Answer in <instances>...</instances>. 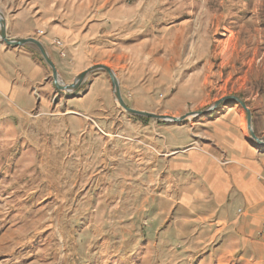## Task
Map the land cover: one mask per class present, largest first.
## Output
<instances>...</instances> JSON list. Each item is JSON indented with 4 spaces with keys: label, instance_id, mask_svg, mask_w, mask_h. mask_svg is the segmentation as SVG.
<instances>
[{
    "label": "rangeland",
    "instance_id": "374dc122",
    "mask_svg": "<svg viewBox=\"0 0 264 264\" xmlns=\"http://www.w3.org/2000/svg\"><path fill=\"white\" fill-rule=\"evenodd\" d=\"M0 14L10 39L56 50L63 84L103 65L131 109L207 110L178 123L131 116L105 72L60 92L35 46L0 40L41 64L53 93L45 111L0 96V264H264V221L251 228L231 198L217 205L176 160L217 156L220 127L264 158L239 104L208 111L239 97L264 138V0H0ZM100 77L78 128L66 104Z\"/></svg>",
    "mask_w": 264,
    "mask_h": 264
},
{
    "label": "crops",
    "instance_id": "0c3cea01",
    "mask_svg": "<svg viewBox=\"0 0 264 264\" xmlns=\"http://www.w3.org/2000/svg\"><path fill=\"white\" fill-rule=\"evenodd\" d=\"M48 55L56 67L62 66L63 60L55 49L48 50ZM44 80L42 65L31 55L0 47V96L14 101L19 108L26 110L33 109L38 103L39 109L45 111L50 108L48 99L53 93ZM97 82L104 83V79H95L83 98L73 99L69 102L71 104H66L74 112L75 116L72 118L78 128V117L87 112V103L93 95L92 87ZM70 112L66 111L63 116ZM218 124L219 122L216 123ZM215 129L213 134L219 142V157L207 151L199 153L190 149L177 156L179 169L201 178L217 205L226 203L231 198L233 206L242 207L248 214L242 219L247 220L251 228L258 227L264 221V158L258 160L255 150L247 147L243 137L234 133V130L221 127Z\"/></svg>",
    "mask_w": 264,
    "mask_h": 264
},
{
    "label": "water",
    "instance_id": "95a60500",
    "mask_svg": "<svg viewBox=\"0 0 264 264\" xmlns=\"http://www.w3.org/2000/svg\"><path fill=\"white\" fill-rule=\"evenodd\" d=\"M0 40H2L7 46L12 47V48L23 47L26 45L35 46L37 48L38 52L40 53L41 57L43 58L44 62L47 64V66L51 70L52 82H53L54 87L56 88V90H58L60 92L73 93L79 88V86L83 83V81L87 78V76L89 74L95 73V72H105L106 74H108V76L110 78L111 87H112V94L114 96V99L116 100L118 105L127 114H129L131 116H137V117H142V118H151V119L163 121V122H177L178 123V122L184 121L186 118H188L190 116L203 115L207 112V110H206V111L197 112V113H189V114H187L181 118H173V117H169V116L156 115V114H152V113H148V112L137 111V110L131 109L125 104V102L123 101V99L121 97L120 89H119V83H118V80H117L115 74L113 73V71L111 69H109L108 67L103 66V65L92 66V67L88 68L87 70H85L84 72L80 73L78 76H76L73 83L63 84L59 81L57 70H56L53 62L51 61L49 55L47 54L44 46L38 40H35L32 38L10 39L6 34L5 20L1 14H0ZM225 101H233V102H236L237 104H239L241 106V108L245 111L246 116H247L246 124H247V130H248L249 136L258 145H264V138L256 137L254 132H253L252 125H251V112L247 108L243 99H241L239 97H235V96L224 98V99L214 103L213 106L208 109V111L217 107L220 103L225 102Z\"/></svg>",
    "mask_w": 264,
    "mask_h": 264
},
{
    "label": "built area",
    "instance_id": "2783aa9c",
    "mask_svg": "<svg viewBox=\"0 0 264 264\" xmlns=\"http://www.w3.org/2000/svg\"><path fill=\"white\" fill-rule=\"evenodd\" d=\"M38 34H39V35H43V32H42V31H39ZM56 46H57L59 49H62V44H61L59 41L56 42ZM61 56H62V57L65 56V53H64L62 50H61ZM263 181H264V179H263ZM261 238H262V240L264 241V226H263V231H262V233H261Z\"/></svg>",
    "mask_w": 264,
    "mask_h": 264
}]
</instances>
